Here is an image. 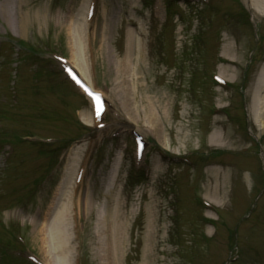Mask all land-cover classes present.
Wrapping results in <instances>:
<instances>
[{
    "label": "rangeland",
    "instance_id": "1",
    "mask_svg": "<svg viewBox=\"0 0 264 264\" xmlns=\"http://www.w3.org/2000/svg\"><path fill=\"white\" fill-rule=\"evenodd\" d=\"M9 1L7 17L0 12V264L27 263L10 255L16 235L26 255L45 264H264V113L262 126L256 121L264 12L249 9L255 31L244 0H95L83 30L92 0H26L16 14ZM29 10L37 16L21 24ZM54 55L71 62L76 55L85 81L120 113L115 118L108 107L110 124L100 133L74 140L76 118L89 120L88 100L53 73ZM119 62L129 68V115L113 89ZM211 75L231 86H217ZM133 132L152 143L140 162ZM213 132L224 147L213 144ZM27 135L69 140L65 157L54 165L61 140L39 146L23 142ZM80 160L85 176L75 193L70 177ZM62 184L64 195H56ZM116 196L127 217L118 250ZM56 197L53 216L68 228L60 248L45 246L37 224Z\"/></svg>",
    "mask_w": 264,
    "mask_h": 264
},
{
    "label": "bare ground",
    "instance_id": "2",
    "mask_svg": "<svg viewBox=\"0 0 264 264\" xmlns=\"http://www.w3.org/2000/svg\"><path fill=\"white\" fill-rule=\"evenodd\" d=\"M12 1V0H11ZM13 2V1H12ZM248 4L250 5V7H252V9H254V11H256L257 13L262 14L264 12L263 10V6H264V0H247ZM17 6L15 9V14L17 13L16 10L18 7H25L27 6L26 0H16ZM262 3L263 5H261L262 8L259 7V4ZM10 5V1L9 0H2L0 2V12L4 17H7V10H8V6ZM13 6V4H12ZM88 7V6H87ZM86 7V10H87ZM263 11V12H262ZM18 16V15H17ZM37 16L36 12H34L33 14L30 13V10L27 11L26 13L22 14L21 16H19L21 24H27L29 21H31V19ZM76 25H77V20H76ZM78 26V25H77ZM76 26L73 24L71 26V31L68 34V41L70 44V49L72 51L76 50V37L74 36V33L76 32ZM80 32L79 27H77V34ZM78 40V39H77ZM129 43L132 45L135 43V40L133 39V37L129 38ZM76 55L74 56L73 59V64L76 66V68L82 72L81 68H80V63L77 62L76 60ZM264 69V68H263ZM261 69V71L259 72V77H258V81H257V90H256V97H257V104H258V112L256 114V121L259 123L260 126H262L261 124H263V113H264V70ZM129 73V68H128V64L126 62H124V64L122 63H118V66L116 68V77H117V81H115L114 83V87L113 89L115 91H117L119 93V97L121 100V105L123 110L126 112V114L129 115V111H131V99L130 97V83L127 80V76ZM146 116V120H151V116L149 115V113L145 114ZM82 119L85 121V116H82ZM157 128V127H156ZM154 132L156 134V131L154 129ZM216 132H213L212 134V141L213 144H216V146L218 147H224V145L221 143L223 141L222 137H219L215 134ZM158 138H159V134L157 133ZM66 179H64L63 182H65ZM64 184V183H63ZM60 185L57 189L56 195H64L63 191H64V185ZM81 199V197H80ZM59 199L56 197L54 198V200L51 202L50 207L48 208V214L44 220V222H38L37 224H44L43 225V230L42 231V236L44 238V244L45 246L47 244H50L51 246L55 247V248H60V247H66L67 246V239H68V228L65 226V223L63 222V216L59 217V219L55 218L53 216V214H55V210L57 209V206H59ZM124 206L123 204L117 199H115V205H114V209H113V215L112 219L113 220V227H112V240L114 242V250H118V247H120L121 244V232L122 230H124V224H126L127 221V217L124 216ZM54 217V218H53ZM124 220V221H122ZM104 222H107V219L104 220ZM35 223V222H34ZM48 227V229H47ZM46 228V229H45ZM159 225L158 222L156 221V219H153L152 224H151V229H150V234L152 236L151 238V246H152V250L151 251H156V247H157V243H156V238L155 237L158 233H159ZM109 231V229H108ZM45 249V248H44ZM48 263H50V261H47ZM64 264H67V262H64Z\"/></svg>",
    "mask_w": 264,
    "mask_h": 264
}]
</instances>
